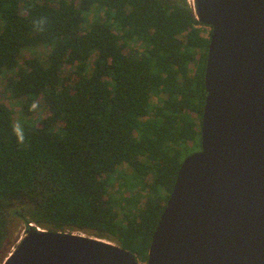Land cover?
<instances>
[{
	"label": "trees",
	"instance_id": "obj_1",
	"mask_svg": "<svg viewBox=\"0 0 264 264\" xmlns=\"http://www.w3.org/2000/svg\"><path fill=\"white\" fill-rule=\"evenodd\" d=\"M203 27L186 0H0V86L26 133L18 144L0 100V264L9 215L146 263L177 172L200 150Z\"/></svg>",
	"mask_w": 264,
	"mask_h": 264
},
{
	"label": "water",
	"instance_id": "obj_2",
	"mask_svg": "<svg viewBox=\"0 0 264 264\" xmlns=\"http://www.w3.org/2000/svg\"><path fill=\"white\" fill-rule=\"evenodd\" d=\"M194 3L211 31L200 150L177 172L145 264H264V0ZM27 231L2 264H139L95 237Z\"/></svg>",
	"mask_w": 264,
	"mask_h": 264
},
{
	"label": "rangeland",
	"instance_id": "obj_3",
	"mask_svg": "<svg viewBox=\"0 0 264 264\" xmlns=\"http://www.w3.org/2000/svg\"><path fill=\"white\" fill-rule=\"evenodd\" d=\"M187 1H189L190 4H192V0H186V2ZM203 29L205 30V34H208L210 32V28L208 27L204 26ZM0 100L3 101L4 103H7L9 107L13 110L14 122L16 123L19 121L21 123V120L23 119V115L21 114L19 104L9 97L8 93L4 90L3 86H0ZM127 172L128 174H130L129 169H127ZM9 226H10V238H9L10 241L6 249L7 251L5 254L6 256L15 247L19 239L23 237L24 232L26 230L22 221L16 216L9 215ZM112 244H115V243H112ZM138 263L142 264L141 262H138Z\"/></svg>",
	"mask_w": 264,
	"mask_h": 264
},
{
	"label": "clouds",
	"instance_id": "obj_4",
	"mask_svg": "<svg viewBox=\"0 0 264 264\" xmlns=\"http://www.w3.org/2000/svg\"><path fill=\"white\" fill-rule=\"evenodd\" d=\"M42 23H43L42 20L36 22L37 25L42 24ZM34 26H36V25H34ZM38 109H40V105L36 102H33L30 104L28 110L30 112H37ZM12 131H13V134L16 138L17 143L23 144L25 142V137H26L24 126L18 121L12 126Z\"/></svg>",
	"mask_w": 264,
	"mask_h": 264
},
{
	"label": "bare ground",
	"instance_id": "obj_5",
	"mask_svg": "<svg viewBox=\"0 0 264 264\" xmlns=\"http://www.w3.org/2000/svg\"><path fill=\"white\" fill-rule=\"evenodd\" d=\"M192 5H193V7H195V3H194V0H192ZM29 227V229L30 228H33V225L32 224H30V226H28ZM28 231H27V229L25 230V232H24V235L27 233ZM23 235V236H24Z\"/></svg>",
	"mask_w": 264,
	"mask_h": 264
},
{
	"label": "built area",
	"instance_id": "obj_6",
	"mask_svg": "<svg viewBox=\"0 0 264 264\" xmlns=\"http://www.w3.org/2000/svg\"><path fill=\"white\" fill-rule=\"evenodd\" d=\"M187 4H188V6H189L190 8H192V10L194 11V7H193V5H192V4H190V2H189V1H187ZM142 264H145V263H142Z\"/></svg>",
	"mask_w": 264,
	"mask_h": 264
}]
</instances>
